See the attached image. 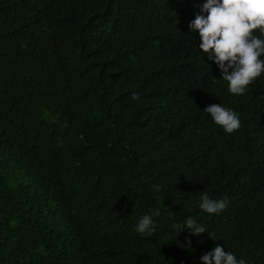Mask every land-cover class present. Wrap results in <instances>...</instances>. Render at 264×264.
Masks as SVG:
<instances>
[{"label":"trees","instance_id":"obj_1","mask_svg":"<svg viewBox=\"0 0 264 264\" xmlns=\"http://www.w3.org/2000/svg\"><path fill=\"white\" fill-rule=\"evenodd\" d=\"M202 2L0 0V264H200L216 244L264 264V73L227 91L187 27ZM202 192L230 202L209 215ZM187 216L212 238L176 234Z\"/></svg>","mask_w":264,"mask_h":264},{"label":"clouds","instance_id":"obj_2","mask_svg":"<svg viewBox=\"0 0 264 264\" xmlns=\"http://www.w3.org/2000/svg\"><path fill=\"white\" fill-rule=\"evenodd\" d=\"M189 32H195L199 39L197 50L212 61L220 78L227 82V91L233 95H243L248 86L264 73V0H203L199 12L187 25ZM131 100L140 99L138 92H131ZM211 121L230 134L240 127L239 114L223 104H209L203 109ZM158 191L159 186L153 185ZM162 201V198H161ZM228 197L210 198L202 192L198 207L203 212L219 215L229 204ZM162 204V203H161ZM164 210L172 214L166 208ZM161 208H152L142 214L134 224V230L141 236H151L156 231ZM171 229L178 234L189 230L196 237L207 233L206 227L194 217L187 216L183 222L171 223ZM175 234V235H176ZM200 264H246L222 244H216L199 257Z\"/></svg>","mask_w":264,"mask_h":264},{"label":"rangeland","instance_id":"obj_3","mask_svg":"<svg viewBox=\"0 0 264 264\" xmlns=\"http://www.w3.org/2000/svg\"><path fill=\"white\" fill-rule=\"evenodd\" d=\"M191 264H197V263H191Z\"/></svg>","mask_w":264,"mask_h":264}]
</instances>
